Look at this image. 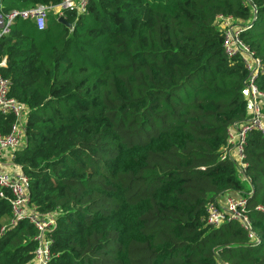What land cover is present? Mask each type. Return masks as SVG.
Instances as JSON below:
<instances>
[{"label":"trees","instance_id":"obj_1","mask_svg":"<svg viewBox=\"0 0 264 264\" xmlns=\"http://www.w3.org/2000/svg\"><path fill=\"white\" fill-rule=\"evenodd\" d=\"M63 0H1L3 12ZM232 15L263 64L264 0H90L50 12L47 27L18 18L0 38L9 94L28 107L14 163L31 203L54 213L49 264H264V136L247 134L249 213L206 222L208 206L250 183L223 159L228 129L246 121L248 69L229 57L217 17ZM14 117L0 111V135ZM0 186V264H32L37 228L13 224Z\"/></svg>","mask_w":264,"mask_h":264},{"label":"built area","instance_id":"obj_2","mask_svg":"<svg viewBox=\"0 0 264 264\" xmlns=\"http://www.w3.org/2000/svg\"><path fill=\"white\" fill-rule=\"evenodd\" d=\"M90 0H63L60 5L37 4L24 10H10L3 12L0 0V38L11 31L13 24L18 18L32 19L35 21L39 30L47 27L49 14L53 12L58 20L63 16L66 18L67 10L77 13L87 11ZM221 28L224 31V50L229 57L241 54L243 61L248 69L246 79V92L249 93L251 114L246 121L237 122L228 129V144L223 149L222 158H232L239 171H243L244 178H250L245 170L247 163L245 147L247 134L250 131H260L264 136V92H261L256 85V78L263 72V64L255 53L243 42L241 34L246 25L240 24L232 15H222L217 17ZM5 65V60H0V68ZM10 84L0 72V111L3 114H10L14 117L12 130L7 135H0V186L10 189L14 198L12 200L13 224L20 220H29L37 228V249L32 264H49L52 252V239L49 232L56 227V217L54 213L40 212L31 203L29 180L22 172L13 174L2 169L3 159L8 158L14 163L16 150L26 145V122L28 107L24 102H20L9 94ZM247 94V93H246ZM247 194L233 192L226 194L223 198L219 197L211 203L207 209L206 222L213 227H219L230 221H239L248 231L251 241L258 242L259 235L255 232L249 213V196ZM259 209L263 207L259 206Z\"/></svg>","mask_w":264,"mask_h":264},{"label":"crops","instance_id":"obj_3","mask_svg":"<svg viewBox=\"0 0 264 264\" xmlns=\"http://www.w3.org/2000/svg\"><path fill=\"white\" fill-rule=\"evenodd\" d=\"M246 93H247L246 95L249 97L248 91ZM261 101L264 104V98H261ZM3 160L4 161L2 164V169H4L6 172H10L13 174H18V173L22 172L21 167L16 165L15 163L11 162L8 158H4ZM229 193H233V192L225 193L224 195L221 196V198H223L226 194H229Z\"/></svg>","mask_w":264,"mask_h":264},{"label":"water","instance_id":"obj_4","mask_svg":"<svg viewBox=\"0 0 264 264\" xmlns=\"http://www.w3.org/2000/svg\"><path fill=\"white\" fill-rule=\"evenodd\" d=\"M255 19H256V16L254 17L253 21L248 26H251L254 23ZM58 22L65 24L69 28L73 27V25L70 22H68L67 19L63 16L58 18ZM248 182L250 183L251 186H253L250 179L248 180Z\"/></svg>","mask_w":264,"mask_h":264},{"label":"rangeland","instance_id":"obj_5","mask_svg":"<svg viewBox=\"0 0 264 264\" xmlns=\"http://www.w3.org/2000/svg\"><path fill=\"white\" fill-rule=\"evenodd\" d=\"M240 173H241V176H243V177H244L243 171H240Z\"/></svg>","mask_w":264,"mask_h":264}]
</instances>
